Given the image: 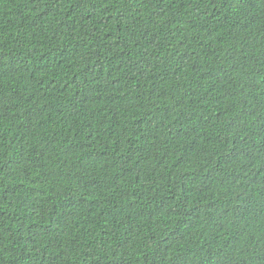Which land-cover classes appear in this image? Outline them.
I'll return each mask as SVG.
<instances>
[{"label":"trees","instance_id":"trees-1","mask_svg":"<svg viewBox=\"0 0 264 264\" xmlns=\"http://www.w3.org/2000/svg\"><path fill=\"white\" fill-rule=\"evenodd\" d=\"M3 130L0 264H264V0H0Z\"/></svg>","mask_w":264,"mask_h":264},{"label":"clouds","instance_id":"clouds-1","mask_svg":"<svg viewBox=\"0 0 264 264\" xmlns=\"http://www.w3.org/2000/svg\"><path fill=\"white\" fill-rule=\"evenodd\" d=\"M109 85V82H107ZM107 83H105V85H107ZM205 85H203V87H207L208 83H204ZM111 85H109L110 87ZM218 93V92H217ZM0 137H5V133L4 130L3 132H0ZM10 155L9 151L7 150V148H4L3 146H1L0 144V161L3 160L4 157H8ZM59 194L56 195L55 200H57ZM54 197V196H53ZM44 201L42 199H40L39 197H35L34 195H30L26 198H20L17 202V208H18V215H21L23 213H30V217L33 221L34 225V220L37 219V221L42 219V214L39 212V209L44 206ZM50 223V222H49ZM47 223L45 227H42V229L47 230ZM41 229V230H42ZM154 229V227H153ZM104 251H107L109 249L108 246H102Z\"/></svg>","mask_w":264,"mask_h":264}]
</instances>
